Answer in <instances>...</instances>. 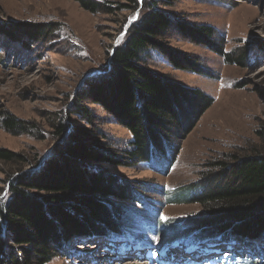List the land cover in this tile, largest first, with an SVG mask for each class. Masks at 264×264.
Returning a JSON list of instances; mask_svg holds the SVG:
<instances>
[{
  "label": "rangeland",
  "instance_id": "obj_1",
  "mask_svg": "<svg viewBox=\"0 0 264 264\" xmlns=\"http://www.w3.org/2000/svg\"><path fill=\"white\" fill-rule=\"evenodd\" d=\"M80 1L0 0V24L20 28L22 23H31L37 25L39 36L14 42L0 36V148L20 155L19 162L0 160L1 202L10 198V186L16 174L34 169L38 161L43 163L52 153L57 143L55 126L61 120L72 129L81 128V133L95 143L104 141L98 147L102 151L109 145L117 152L131 140V133L113 114L100 105L81 100L87 82L101 75L114 48L124 43L128 23L138 16L139 21L147 9L145 4L151 2L173 14L178 22L212 26L223 52H233L236 56L241 48H246L250 54L248 65L225 62L220 53L193 42L178 27V22H173L159 39L163 50L175 52L179 59L196 62L199 72L193 73L188 64L186 69L173 68L154 49L150 50L146 64L168 81L201 90L212 98V104L181 140L169 173L150 169L145 163L102 162L94 166L99 167L101 174L111 175L125 186L144 188L152 184L174 192L201 185L207 176L217 174L224 167L231 168L236 159L252 156L256 150L258 155L264 154V0H138L136 10L124 7L132 4L129 0H91L97 4L95 10L86 9ZM75 104H83L90 110L92 123L75 114ZM7 117L22 121L23 129L9 131L4 124ZM221 162L223 165H218ZM149 197L163 222L176 223L177 230L204 215V207L199 203L167 204L160 193H151ZM113 201L116 205L135 207L125 200ZM135 224L137 233L142 232L154 246H162L171 234L166 225L158 231L156 226ZM198 232L201 231L192 233ZM103 241L99 236L72 239L65 254L60 252L46 264H174L177 261L171 256L159 259L164 252L156 256L153 248L147 249L146 255L141 251L135 260L130 244L122 249L117 243L109 250L105 249L107 241ZM208 246L199 250L207 256L201 255L184 264H202L207 257H216L220 264H225L228 259L224 252L231 249H223L215 242ZM234 247L233 257L261 258L256 249L237 250V244ZM113 256L117 258L111 259Z\"/></svg>",
  "mask_w": 264,
  "mask_h": 264
},
{
  "label": "trees",
  "instance_id": "obj_2",
  "mask_svg": "<svg viewBox=\"0 0 264 264\" xmlns=\"http://www.w3.org/2000/svg\"><path fill=\"white\" fill-rule=\"evenodd\" d=\"M129 1L132 4L124 7L136 10L138 0ZM80 4L90 10L97 8L91 0H81ZM145 7L139 21L138 16L128 23L127 37L114 48L108 66L87 82L81 100L113 114L131 133V140L117 152L109 145L102 151L98 147L104 141L95 143L81 133V128L72 129L62 120L58 122L52 153L43 163L38 161L34 169L16 174L10 198L0 201V264H46L60 252L65 254L66 246L75 238L130 232L132 237L146 241L142 232L137 233V222L156 226L158 231L166 225L171 234L162 246L176 240L188 243L215 236L244 244L264 240V154L258 155L257 150L252 156L236 159L232 169L224 167L207 176L201 185L174 192L152 184L144 188L125 186L94 166L102 162L145 163L150 169L169 173L181 140L212 104V98L201 90L168 81L148 68L146 62L154 49L173 68L186 69L188 64L193 73L199 72L196 62L163 50L159 39L173 22H178L174 15L160 10L155 2ZM177 25L193 42L220 53L225 62L248 65L250 54L246 48L236 56L232 51L223 52L212 26L184 22ZM13 27L0 24V36L9 42L39 37L37 25L22 23L20 28L15 27L16 32ZM83 104H75L73 111L92 123L93 116ZM19 122L7 117L4 124L9 131L22 130L24 123ZM0 160L19 162L20 155L0 148ZM151 193L163 195L167 204L199 203L204 215L177 230L176 223L163 222L151 204ZM113 200L132 202L135 207L116 205Z\"/></svg>",
  "mask_w": 264,
  "mask_h": 264
},
{
  "label": "bare ground",
  "instance_id": "obj_3",
  "mask_svg": "<svg viewBox=\"0 0 264 264\" xmlns=\"http://www.w3.org/2000/svg\"><path fill=\"white\" fill-rule=\"evenodd\" d=\"M101 256H102V255H101ZM108 257H111V256H108ZM101 259H103V258H101ZM101 259H100V260H101ZM102 261H104V259H103V260H101V262H102Z\"/></svg>",
  "mask_w": 264,
  "mask_h": 264
},
{
  "label": "water",
  "instance_id": "obj_4",
  "mask_svg": "<svg viewBox=\"0 0 264 264\" xmlns=\"http://www.w3.org/2000/svg\"><path fill=\"white\" fill-rule=\"evenodd\" d=\"M217 230H219V229H217Z\"/></svg>",
  "mask_w": 264,
  "mask_h": 264
}]
</instances>
